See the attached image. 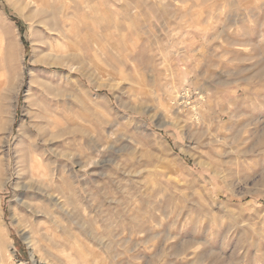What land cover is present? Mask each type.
<instances>
[{
  "label": "rangeland",
  "instance_id": "obj_1",
  "mask_svg": "<svg viewBox=\"0 0 264 264\" xmlns=\"http://www.w3.org/2000/svg\"><path fill=\"white\" fill-rule=\"evenodd\" d=\"M0 264H264V0H0Z\"/></svg>",
  "mask_w": 264,
  "mask_h": 264
},
{
  "label": "bare ground",
  "instance_id": "obj_2",
  "mask_svg": "<svg viewBox=\"0 0 264 264\" xmlns=\"http://www.w3.org/2000/svg\"><path fill=\"white\" fill-rule=\"evenodd\" d=\"M99 86H97L98 88ZM90 102L95 105V99H90ZM98 104V103H97Z\"/></svg>",
  "mask_w": 264,
  "mask_h": 264
}]
</instances>
